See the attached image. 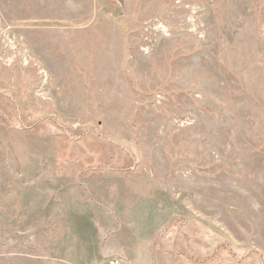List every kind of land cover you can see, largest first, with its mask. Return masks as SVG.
<instances>
[{
	"label": "rangeland",
	"instance_id": "obj_1",
	"mask_svg": "<svg viewBox=\"0 0 264 264\" xmlns=\"http://www.w3.org/2000/svg\"><path fill=\"white\" fill-rule=\"evenodd\" d=\"M264 264V0H0V264Z\"/></svg>",
	"mask_w": 264,
	"mask_h": 264
},
{
	"label": "built area",
	"instance_id": "obj_2",
	"mask_svg": "<svg viewBox=\"0 0 264 264\" xmlns=\"http://www.w3.org/2000/svg\"><path fill=\"white\" fill-rule=\"evenodd\" d=\"M105 264H122L119 258H111Z\"/></svg>",
	"mask_w": 264,
	"mask_h": 264
}]
</instances>
